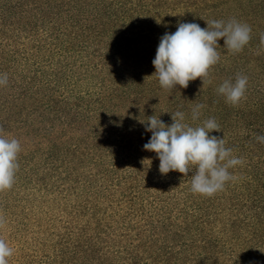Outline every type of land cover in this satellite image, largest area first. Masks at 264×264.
Wrapping results in <instances>:
<instances>
[{
    "label": "trees",
    "instance_id": "16d2710c",
    "mask_svg": "<svg viewBox=\"0 0 264 264\" xmlns=\"http://www.w3.org/2000/svg\"><path fill=\"white\" fill-rule=\"evenodd\" d=\"M231 18L251 27V40L236 54L218 41L210 83L159 85L152 61L166 32ZM261 33L264 0H0V73L8 74L0 125L7 139L43 148L63 160L64 175L84 180L94 201L84 262L264 264V143L255 139L264 135ZM45 48L44 62L31 63ZM237 74L248 84L232 106L217 88ZM197 104L205 107L193 121ZM176 111L190 126L214 118L221 132L210 135L244 158L229 169L238 178L213 197L190 191L191 172L162 175L156 153L143 148L152 133L141 121L155 115L171 124ZM112 186L129 192L123 215H108Z\"/></svg>",
    "mask_w": 264,
    "mask_h": 264
},
{
    "label": "clouds",
    "instance_id": "9594fccd",
    "mask_svg": "<svg viewBox=\"0 0 264 264\" xmlns=\"http://www.w3.org/2000/svg\"><path fill=\"white\" fill-rule=\"evenodd\" d=\"M207 27L202 28L195 22H178L174 33L166 32L161 38L152 64L159 85L172 89L179 85L187 88L190 81L197 78L202 85L208 80L210 69L220 60L221 48L218 41L223 39V47L230 53L243 51L251 40V27L246 23L231 18L228 22L221 20L206 21ZM260 46L264 50V33L260 34ZM257 54H260L259 51ZM8 74L0 73V87L7 86ZM248 77L237 74L235 81L226 79L217 88V92L225 97L227 103L238 106L245 98ZM199 94V93H198ZM205 105L197 104L192 109V120L200 116V109ZM169 113V112H167ZM171 114L172 123L166 124L159 117L152 115L144 123L145 130L152 135L143 145L144 150L155 152L160 163L162 175L170 171H178L184 176L191 172L190 191L205 197H213L224 191L229 181L238 177L229 169L237 165L243 166V157L233 155V149L227 148L223 136L210 135L221 132L220 125L214 118H208L201 125L190 126L185 123V114L176 111ZM255 139L264 143V135H256ZM21 143L16 138L7 139L4 128L0 125V193L10 190L19 170L18 154ZM156 190V189H155ZM6 221L0 214V228ZM13 249L0 238V264H8Z\"/></svg>",
    "mask_w": 264,
    "mask_h": 264
},
{
    "label": "rangeland",
    "instance_id": "374dc122",
    "mask_svg": "<svg viewBox=\"0 0 264 264\" xmlns=\"http://www.w3.org/2000/svg\"><path fill=\"white\" fill-rule=\"evenodd\" d=\"M35 33L42 34L40 30ZM48 50H42L43 59L31 57V63L44 62ZM18 163L13 187L0 193V214L6 221L0 228V238L14 250L7 258L8 264H87L81 251L92 235L94 201L87 198L84 180L79 181L75 173L64 175L61 158L51 159L43 148L24 143ZM115 179L116 176L114 183ZM120 188L112 186L110 191L108 188V195L115 198L113 209L108 203V215L125 213L122 201L129 192H120ZM132 222L129 218V223Z\"/></svg>",
    "mask_w": 264,
    "mask_h": 264
}]
</instances>
